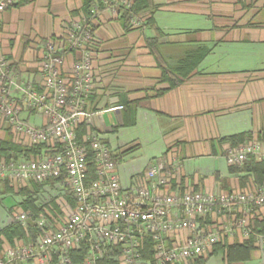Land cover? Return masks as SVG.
I'll list each match as a JSON object with an SVG mask.
<instances>
[{
  "label": "crops",
  "instance_id": "1",
  "mask_svg": "<svg viewBox=\"0 0 264 264\" xmlns=\"http://www.w3.org/2000/svg\"><path fill=\"white\" fill-rule=\"evenodd\" d=\"M87 1L20 0L0 13V53L19 83L42 88L46 42L67 44L68 28L86 15ZM107 1L101 0L92 20L93 86L85 105L90 114L77 125L80 142L99 138L109 144L124 190L145 182L143 173L162 161L172 164L173 184L181 189L214 194L247 189L253 177L231 171L224 155L233 135L247 133L264 146V0H149L138 27L120 18L123 0H114L118 12ZM193 53L202 55L197 67L170 87L169 78L180 74L169 70ZM81 55L76 48L68 50L63 70L69 72ZM22 116L37 126L48 121L35 111ZM10 138L13 134L0 126V139ZM200 160H210L203 172L192 166ZM45 185L47 197L69 201L61 186ZM10 210L4 226L10 224ZM223 240L245 239L236 227ZM256 245L247 260H228L220 248L225 264L254 259L264 264V249ZM214 249L202 264L210 262Z\"/></svg>",
  "mask_w": 264,
  "mask_h": 264
},
{
  "label": "built area",
  "instance_id": "2",
  "mask_svg": "<svg viewBox=\"0 0 264 264\" xmlns=\"http://www.w3.org/2000/svg\"><path fill=\"white\" fill-rule=\"evenodd\" d=\"M19 1L0 0V13ZM133 1L122 3L129 8ZM107 3L118 12V1ZM98 12L96 3L90 16L71 23L67 44L52 39L46 42L40 67L42 88L19 83L10 61L0 53V126H6L14 141L22 145L46 144L40 154L30 158H0V180H10L17 190L56 180L73 200L60 203L65 214L58 218L15 207L10 223L27 226L34 217L41 231L7 245L0 264L23 260L77 264L70 252L79 249L85 250L82 264H99L108 252L120 264H188L233 236L236 227L247 239L253 217L264 213V182L218 194L181 189L173 184L172 164L162 161L143 173L145 182L124 190L109 144L99 138L91 139L89 146L80 142L77 125L82 116L90 114L85 105L93 86L92 20ZM130 22L133 27L140 26V14L132 13ZM72 48L82 55L65 72V55ZM23 111L39 112L48 121L34 125L22 116ZM224 157L230 166L252 159L264 161V146L252 139L231 145ZM256 243L264 249V233L257 234ZM150 250L153 255L149 257Z\"/></svg>",
  "mask_w": 264,
  "mask_h": 264
},
{
  "label": "trees",
  "instance_id": "3",
  "mask_svg": "<svg viewBox=\"0 0 264 264\" xmlns=\"http://www.w3.org/2000/svg\"><path fill=\"white\" fill-rule=\"evenodd\" d=\"M98 3L101 6V0H89L85 3L84 9L87 15H91V8L93 5ZM150 6L149 0H134L133 4L129 8L122 7V12L120 18L124 21L130 19L132 13L140 14L144 12ZM150 45L153 46L155 40H150ZM201 53H193L186 57L179 67L176 69L169 70V74H180L177 79L169 78L170 87L176 86L184 78L188 77L189 74L197 67L199 60L201 59ZM168 70L165 69V72ZM166 76V75H165ZM177 76V75H176ZM78 134V133H77ZM232 145H237L240 143H246L252 140V138L247 137V133H242L238 135H233L227 138ZM82 143V142H81ZM90 142H84L86 146ZM46 148V144H34L31 146H25L21 143L14 141V139H0V158L11 159V158H30L31 156H36L40 154ZM231 171H240L245 173L244 178L253 177V183L256 185H261L264 182V161H258L252 159L240 166H231ZM51 184V188L55 187L57 183L56 180H50L46 183H35L30 187L20 186L17 187L10 180H0V194L5 193H16L22 196L19 204L21 209L29 210L33 215H38L40 213H45L47 215H52L55 217L63 216L65 213L62 210L60 204V196L51 195L47 197V193L44 191L45 184ZM70 202L73 200L70 198ZM253 222L251 226L253 228L250 237L242 242L227 243L225 240H221L215 245V249H223L226 253L228 260H247L250 258L252 251L257 247L256 238L258 233H264V213L253 217ZM41 230L34 222V217H32L27 226H23L21 223H10L2 228H0V254L6 248L7 245H14L17 240L27 239L29 236L32 238L35 234H38ZM152 243H149V247ZM118 252V251H117ZM71 256L77 264H82L85 250H72ZM153 255V252H149V257ZM205 260V256L192 259L189 264H202ZM20 263V262H19ZM33 264V263H29ZM99 264H120V262L114 257L110 252L106 253L103 258L100 259Z\"/></svg>",
  "mask_w": 264,
  "mask_h": 264
},
{
  "label": "rangeland",
  "instance_id": "4",
  "mask_svg": "<svg viewBox=\"0 0 264 264\" xmlns=\"http://www.w3.org/2000/svg\"><path fill=\"white\" fill-rule=\"evenodd\" d=\"M222 164L224 166L223 159H222ZM192 166H197V169L203 172V169H205L207 166L210 167V160H209V163H208V160H200L192 164ZM11 194L0 195V227L4 226L5 222L8 221V216H9L8 209L11 208L10 210V213H11L21 206L18 202H20V200L22 199V196L19 194L13 193V192ZM15 207L17 208L15 209ZM255 261H259V260L254 259L253 262H250L247 264H256ZM21 264H27V262L24 261V262H21ZM208 264H225L224 259H223V252L221 251V249H217L216 254L214 255V257L210 260Z\"/></svg>",
  "mask_w": 264,
  "mask_h": 264
}]
</instances>
